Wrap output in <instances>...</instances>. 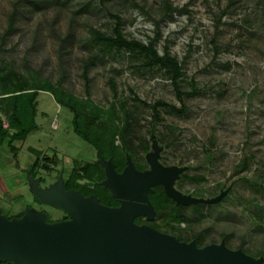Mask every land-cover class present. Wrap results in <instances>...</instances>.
I'll use <instances>...</instances> for the list:
<instances>
[{
    "label": "rangeland",
    "instance_id": "374dc122",
    "mask_svg": "<svg viewBox=\"0 0 264 264\" xmlns=\"http://www.w3.org/2000/svg\"><path fill=\"white\" fill-rule=\"evenodd\" d=\"M15 1L0 0V75L11 78L0 80V119L9 125L11 100L19 93L13 87L38 85L39 128L14 142L15 153L0 135L2 214L18 218L30 206L33 214L45 213L47 222H58L63 209L37 195L43 205L34 203L29 176L47 188L60 173L68 181L80 173L78 181H91L81 169L97 162L99 152L75 132L74 112L61 107L58 96L76 104L82 125L92 120L105 150L112 147L143 169L150 167L147 155L155 142L163 164L186 167L175 180L182 193L214 198L225 192L219 203L189 211L187 221L174 218L168 204L154 221L160 230L195 238L198 246L224 240L264 262V0H170L180 12L163 20L164 0H138L142 9L129 0H72L66 6L22 0L15 30L5 35ZM84 2L94 9L81 11ZM104 5L118 9L130 39L148 43L160 22L156 47L160 54L169 47L182 63V98L169 77L141 68L129 52L96 59L87 84L88 23L108 33L115 23ZM137 96L184 110L160 107L156 116ZM10 262L16 264H0Z\"/></svg>",
    "mask_w": 264,
    "mask_h": 264
},
{
    "label": "water",
    "instance_id": "95a60500",
    "mask_svg": "<svg viewBox=\"0 0 264 264\" xmlns=\"http://www.w3.org/2000/svg\"><path fill=\"white\" fill-rule=\"evenodd\" d=\"M161 149L153 143L147 160L150 169L139 172L128 157L123 172L111 158L99 157L105 168L102 185L109 188L119 207L102 205L96 196L84 197L77 190L66 191L63 179L50 188L29 176L32 192L42 202L55 204L71 219L47 222L45 213L33 214L29 208L22 218L10 219L0 210V262L16 264H264L225 241L198 246L196 241H181L135 218H154L149 194L162 185L178 204H216L225 192L214 198L193 197L176 190L174 181L185 167L166 166L159 160Z\"/></svg>",
    "mask_w": 264,
    "mask_h": 264
},
{
    "label": "trees",
    "instance_id": "16d2710c",
    "mask_svg": "<svg viewBox=\"0 0 264 264\" xmlns=\"http://www.w3.org/2000/svg\"><path fill=\"white\" fill-rule=\"evenodd\" d=\"M71 1L72 0H51L50 2L61 4V6H66ZM104 1L105 0H102L103 3ZM21 2L22 0H17L14 2L15 10H13L9 16V26L5 35H8L15 30L14 23L16 14L18 13L17 7L21 4ZM117 2L120 4L121 1L117 0L115 3ZM129 2L135 8H144L142 5H140L138 0H129ZM91 6L92 5L90 2H84L81 4L80 10L89 11L94 9V7L92 8ZM103 7L106 9V14H108L115 23L112 33L103 31L96 27V25L88 23V37L84 46L88 50L91 57L85 64L83 72L87 84L90 82L88 75L89 68L96 64V59L105 58V56H108L109 54L114 55L117 53L129 52L132 57L142 61L141 68H148L150 70H154L156 68L158 71H162L167 77H169L172 80L177 94L180 98H182V96L186 94L180 90L181 87L179 83V79L183 74L182 63L177 59L176 56L171 55L169 47H165L163 54H160L158 48L156 47L157 40L162 35L160 22H156L157 31L155 37L151 38L148 43H145L135 38L130 39L124 34V19L118 12V9H113L105 5ZM178 12H180V9L176 6H173L170 0H164L162 20L164 18H172ZM10 79L11 78L10 76L8 77V75H0V80ZM111 85L112 90L117 92L116 85L113 81H111ZM26 90H28V92H26ZM38 90V85L37 87L25 85L18 88H16V86L13 87L12 91H18L19 93L15 94L11 100L12 111L8 117L9 125L5 127L3 125L2 119H0V135L2 138H9L8 146L13 153L17 151L16 147L14 146V142L25 141L31 132L39 128V124L36 120L38 115ZM55 99L58 104L63 107H68L74 112L75 117L73 125L75 132L83 137V139H85L87 142H89L94 148H96L97 152H99L101 155L104 157H112L113 160L117 162L118 169L122 170L126 165V157L118 155V153H116L112 147L109 148L110 151L104 149L102 135L100 133L94 134L92 131V120H89L85 123V125H82L79 122L80 115L74 102L64 101L58 96H56ZM135 99L145 107L152 108L156 116H159L160 107L171 106L177 112H182L184 110L179 109L175 105H171L165 101H157L154 104H150L138 96L135 97ZM127 124L129 125L128 122ZM30 149L31 151L35 152L36 148L31 147ZM36 162L33 164L35 168L37 167ZM32 170L34 171L35 169ZM81 171H83L85 173V177L91 179V181L84 183L78 181V178H81L83 175L80 173L77 176H74L71 181H69L71 187L81 189L85 191L86 194H96L97 196L101 197L102 203L104 204L116 203L108 189L101 183V181L105 178V170L98 162H87L85 165H83ZM150 199L157 213H159V211L168 204H172V213H174V218L179 219L180 221H187L185 212L181 210L180 206L176 205L170 199L161 186L155 188V191L150 194ZM203 205L204 204H195V209L200 210L201 206ZM10 263L14 264L13 262Z\"/></svg>",
    "mask_w": 264,
    "mask_h": 264
},
{
    "label": "flooded vegetation",
    "instance_id": "af4514ba",
    "mask_svg": "<svg viewBox=\"0 0 264 264\" xmlns=\"http://www.w3.org/2000/svg\"><path fill=\"white\" fill-rule=\"evenodd\" d=\"M100 156H103V155H101V154H99L98 153V156H97V162L99 163V157ZM148 156V155H147ZM104 157V156H103ZM128 157H130V156H127L126 157V165H125V167L127 166V160H128ZM106 159H109V158H111L112 159V161L115 163V167H116V170H117V172H119V173H121V172H123V170L125 169V167L122 169V170H119L118 169V167H117V162L116 161H114L113 160V158L112 157H105ZM132 159V158H131ZM159 160H160V157H159ZM133 161V160H132ZM148 161V160H147ZM161 162V161H160ZM134 163V162H133ZM149 163V162H148ZM162 163V162H161ZM100 164V163H99ZM163 164V163H162ZM101 165V164H100ZM165 165V164H164ZM102 166V165H101ZM134 166H135V168L139 171V172H144V171H146V170H149L150 169V167L149 168H143V169H140V168H138V166H136V164L134 163ZM166 166H172V165H166ZM178 166V165H177ZM103 167V166H102ZM179 167H183V166H179ZM104 168V167H103ZM185 169H186V167H185ZM104 170H105V168H104ZM185 171V170H184ZM184 171H182L180 174H179V177L181 176V174L184 172ZM105 177H106V175H105ZM178 177V178H179ZM60 178H62L63 179V184H64V188H65V190L66 191H70V190H77V191H79L84 197H90V196H96L98 199H99V202L102 204V205H106V206H109V207H119L120 206V202H119V200L118 199H116V198H114L113 197V195H112V192L110 191V189L109 188H107L108 189V191L110 192V194H111V196L115 199V201H116V203H112V204H104V203H102V199H101V197H99V196H97L96 194H86L85 193V191H83V190H81V189H77V188H74V187H71L70 186V183H69V181H68V179L67 180H65L64 178H63V176L61 175V173L58 175V177L55 179V181H54V184H52V186L53 185H55L57 182H58V180L60 179ZM178 178H176V179H178ZM105 179V178H104ZM103 179V180H104ZM102 180V181H103ZM102 181H101V183H102ZM39 183H40V185H41V181L39 180ZM41 186H43V185H41ZM159 186H161L162 188H163V190H164V187L162 186V185H159ZM174 186H175V181H174ZM43 187H45V186H43ZM156 187H158V186H156ZM156 187H154V190H153V192L155 191V188ZM45 188H47V187H45ZM175 188H176V190H178L179 192H181L179 189H177V187L175 186ZM152 192V193H153ZM164 192H165V190H164ZM151 193V194H152ZM166 193V192H165ZM182 193V192H181ZM167 194V193H166ZM182 194H186V193H182ZM187 194H190V195H192L193 197H195V194L194 193H187ZM169 196V195H168ZM170 197V196H169ZM170 199L176 204V205H178V206H180V208H181V210L182 211H184L185 212V214H187L189 211L191 212L192 210L195 212V203H191V204H178L175 200H173L171 197H170ZM149 200H150V203L152 204V202H151V199H150V194H149ZM33 202L34 203H36L37 205H43V204H40V202H39V200H37L36 199V195L34 194V196H33ZM200 204V203H199ZM153 205V204H152ZM153 207H154V205H153ZM29 208L31 209V207L29 206ZM28 208V209H29ZM56 208L57 209H61V208H59V206H57L56 205ZM62 210V209H61ZM154 210H155V214H154V218L153 219H149L148 217H147V215H142V216H138V217H136L135 218V222L138 224V225H148V226H151V227H153V228H155V229H157L158 231H160V232H163L162 230H160V228H158L157 226H156V224L154 223V221H155V219L157 218V212H156V209H155V207H154ZM64 211V214L62 215V220H60V221H63V220H68V219H71V215L69 214V213H67V212H65V210H63ZM25 213V212H24ZM24 213L22 214V215H20L18 218L20 219V218H22L23 216H24ZM141 221H140V220ZM163 233H168V232H163ZM168 234H171V233H168ZM172 235H174V234H172ZM176 236V235H175ZM177 237V236H176ZM178 238V237H177ZM180 239V238H179ZM181 241H186V242H190V241H195V238L194 239H192V240H182V239H180Z\"/></svg>",
    "mask_w": 264,
    "mask_h": 264
},
{
    "label": "crops",
    "instance_id": "0c3cea01",
    "mask_svg": "<svg viewBox=\"0 0 264 264\" xmlns=\"http://www.w3.org/2000/svg\"><path fill=\"white\" fill-rule=\"evenodd\" d=\"M60 105V104H59ZM61 106V105H60ZM62 107V106H61Z\"/></svg>",
    "mask_w": 264,
    "mask_h": 264
},
{
    "label": "built area",
    "instance_id": "2783aa9c",
    "mask_svg": "<svg viewBox=\"0 0 264 264\" xmlns=\"http://www.w3.org/2000/svg\"><path fill=\"white\" fill-rule=\"evenodd\" d=\"M7 126V125H6Z\"/></svg>",
    "mask_w": 264,
    "mask_h": 264
}]
</instances>
